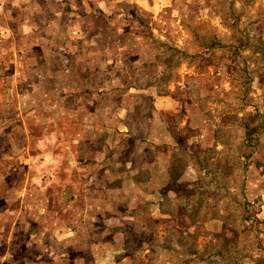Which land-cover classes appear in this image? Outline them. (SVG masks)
I'll list each match as a JSON object with an SVG mask.
<instances>
[{
  "label": "rangeland",
  "instance_id": "1",
  "mask_svg": "<svg viewBox=\"0 0 264 264\" xmlns=\"http://www.w3.org/2000/svg\"><path fill=\"white\" fill-rule=\"evenodd\" d=\"M81 1L69 0L71 12ZM117 1L130 15L124 29L132 39L102 40L111 53L98 51L96 65L114 57L122 74L115 85L99 63L108 81L103 94L88 93L99 74L84 55L75 56L71 72L51 76L48 63L64 67L67 54L42 47L65 50L69 39L31 34L32 18L45 26L59 17V0H0V195L9 182L12 196L11 212L0 197V264H264V0H164L169 9L154 15L137 11V0ZM123 47L141 54L124 56ZM36 59L49 65L46 72ZM132 62L139 64V91L171 97L176 111L154 120L153 97L133 94L123 115L114 90L131 73L123 64ZM52 82L74 89L53 110L58 134L45 103ZM195 106L212 129L197 139L183 128L172 134L184 126L185 107L190 115ZM99 112L121 134L96 130ZM10 138L27 142L28 152L24 144L10 146ZM84 161L94 175L88 182L81 179ZM61 177L72 178V190ZM115 254L118 262L108 259Z\"/></svg>",
  "mask_w": 264,
  "mask_h": 264
},
{
  "label": "crops",
  "instance_id": "2",
  "mask_svg": "<svg viewBox=\"0 0 264 264\" xmlns=\"http://www.w3.org/2000/svg\"><path fill=\"white\" fill-rule=\"evenodd\" d=\"M59 6L57 5V11L56 9H54V11L59 12L60 15L59 17L55 16V20H49L45 26H41L39 22H34L32 18L31 20V24L30 26H32V28L34 30V32H31V34H38L41 33L42 34V38L44 40H55V39H59L61 38V36H65V38L69 39V44L68 46L64 47L65 50H61L56 44H50L47 43L46 47H42L44 52H47L50 55H59L61 52L67 54L66 58L67 61H65V66L64 67H60L61 63L58 61V65L52 66L54 64V62H50L48 63L50 65V71H51V76L53 74V77L55 75V73L57 71H63V74L65 73V71H70L71 72V67L73 66L74 63V58L75 56H78L77 58H81L83 55L85 57L84 60V65L90 64V63H94L95 64V68L93 69V76L95 77L94 74H99L98 77V81L95 84L90 85L89 87V92L88 93H92V91L94 90H99L100 93L106 94L104 91L107 86V79L102 80V76L100 75V69L102 67H100L99 63H101L103 65V71L106 70V72L108 71L109 75H110V79H115L113 80V83L116 85V82L120 81V77H122V74H119L118 72L116 73V66H114V57L113 60L111 61V59L109 60V56L108 53L110 55V51H107V47H108V43L102 41V40H107L109 38L110 35V39H117V37H124L126 39V41H129L130 37L132 36L131 32H127L124 29V25H130L132 23L130 18V15L127 14H121L120 11V2H111V0H92L91 2H87V0H83L81 1L79 4L81 5V9L79 10V12H71V7H70V2L69 0H59ZM90 1V0H89ZM140 0L136 1V9L141 10V11H148L150 13L154 14H159L162 13L164 10L169 9V6L167 4H165L164 0H142V2H139ZM74 4V2H73ZM76 7H78V3H76ZM91 9V10H90ZM162 10V12H160L159 10ZM132 16V15H131ZM32 23H37V26L35 28V26L32 25ZM53 23L55 24V29L52 30V32H48V26H50V24ZM79 23H83L82 26V30H79L75 25H78ZM102 23L104 24V26L102 25ZM109 23H115L114 24H110ZM91 24H94L96 27L92 30L91 27L88 28L89 26H91ZM114 25V26H112ZM103 26V27H102ZM108 26H112L109 27ZM44 27H46V29H44ZM89 29V30H88ZM41 31V32H40ZM132 39V37H131ZM92 40V41H91ZM58 41V40H57ZM64 43V42H63ZM66 44V43H65ZM101 45H103V48H101ZM100 48V49H97ZM103 50L104 55L105 52L107 54V59H101V57L99 56L98 59L102 60L101 62H99L96 65V55L97 52ZM123 51H124V56L130 55V56H139L141 54V49L137 50V51H133L130 50L129 52L125 49V47H123ZM32 55H37L35 54V52L29 51ZM29 52L27 51V53L29 54ZM102 53V52H101ZM30 55V54H29ZM87 55H92L94 56V58H87ZM113 55H118L121 56L120 54H118V51H114ZM39 56V54L37 55V57ZM106 58V57H103ZM112 58V57H110ZM53 59V58H52ZM81 61H83V59H80ZM99 60V61H100ZM91 61V62H89ZM134 61H139V58H137ZM132 62L131 66H128L130 64H123L125 65L131 73H126V76H124V81H122V85H119L121 83V81L119 82V86L120 88L116 89L115 88V92H119L120 96H121V101H120V106L122 105V111L124 112L123 115H125L126 117H128L127 113H128V108L123 107V104H125V100L127 97H133V94H143L146 96H151L153 97V104L157 107V111L154 112L153 114V119L155 120V118H157L158 116H161V111L165 110V109H169L170 114L173 113L174 111H176V106L177 103L171 98V97H164V95L162 94H158L154 91L151 92H147V90H150L151 87H146L144 90H140L139 88H137L136 84L133 83L134 80V75L136 76L139 72V64L136 62ZM52 64V65H51ZM108 64V65H107ZM35 65L39 68V71L42 72H46V70L48 69V66L46 65V62L44 63H40L37 61L35 62ZM81 65V64H80ZM79 65V66H80ZM43 68H46L44 71ZM55 70V73H54ZM61 74L60 72L58 73V75ZM108 75V76H109ZM50 77V75H48V78ZM77 77H82V75L77 74ZM59 78V77H58ZM117 79V80H116ZM186 81V78H185ZM39 84V91H41L42 93H47L48 91H42L41 87H43V84H41V82H37V84ZM183 84V83H181ZM114 85V87H116ZM30 87V86H29ZM49 88L51 89V86L49 85ZM49 90V89H47ZM52 91H53V95L50 96L51 98L49 100H46L47 102H45L46 104H48V107H50L51 109V116L54 118V121L51 125V127L54 128V132L56 134L59 133V128L56 127L57 125V120L59 119L58 117V113L57 111H53L58 107L65 106L66 102H68L69 98H71L69 95L73 94L74 89L72 90H68L67 89H60L57 85H55L52 82ZM51 91V94H52ZM71 93V94H70ZM122 93V95H121ZM151 93V94H150ZM64 94V95H63ZM66 97V98H65ZM66 108V107H64ZM181 108V106H180ZM189 109L185 107V111H183L184 113V126H180L178 124V126H175L176 131L172 132V134H176L177 132V128L180 129H185L188 130L187 132H191L194 133V135L190 138V139H194V138H198V136L200 135L201 137L208 132L209 129H212V126L209 124V121H207L206 119H204V114L199 110V112L201 113V115L199 116L197 113V108L196 106L192 108L190 115H189ZM182 111L178 112V114H180ZM108 115V114H107ZM174 115V114H172ZM21 116L23 117V114H21ZM192 116V117H191ZM94 118V117H93ZM99 124H97V129L98 131H100V133H108L110 131H113L116 133V129H118V133H120L121 131H123L121 128H118L117 126H112L111 123H108V117L106 116V114L99 112ZM118 119V117H117ZM107 120V121H106ZM106 121V122H105ZM24 125V123H22ZM96 124V123H95ZM88 128H91L93 125L87 124ZM125 125H123L124 127ZM129 129H130V134L132 133V129H131V125L129 124ZM21 131H23L24 133L27 134V130L25 128V126H23L21 129ZM6 133V130H4ZM29 132V131H28ZM86 132V129L84 128V133ZM186 132V133H187ZM90 133L91 130H90ZM16 134V133H15ZM121 134V133H120ZM182 134V133H181ZM128 136V135H126ZM181 136V135H179ZM185 136V134H184ZM29 139V138H28ZM14 140V141H13ZM176 140V139H175ZM9 143H11L10 146L13 147H18L20 145V141L18 139L15 138H10ZM91 143V142H90ZM27 142L26 144H24L21 147V150H25L28 152L27 147ZM6 149V146L3 148ZM0 153L2 154V150L0 151ZM3 157L5 158L4 155V151H3ZM6 159V158H5ZM52 162L55 161H60L58 158L57 160H51ZM84 173H83V179L84 181L88 182L90 181V178H93L94 175L92 173H89L86 169V163L87 161H84ZM101 164V163H100ZM99 164V165H100ZM60 165V164H57ZM19 166L21 167V162L19 160ZM70 167V166H69ZM59 168V167H58ZM73 170L72 168H68V174L70 177L73 176V172L71 171ZM21 171V170H20ZM14 173V172H13ZM11 173V174H13ZM61 173V172H60ZM9 173L8 172H3V177H8ZM63 176V174H62ZM69 177V180H67L66 178H62L61 177V182L62 184L65 185V187H67L68 185H72V178ZM77 179V178H75ZM50 182H54L52 178L49 179ZM5 181V180H4ZM56 184V183H55ZM6 187V186H5ZM3 187L4 191L3 193H1L0 197H3L5 200V204L3 206L5 207L6 211L11 212L12 208V204H11V200H12V196H11V185L8 182L7 187L5 188ZM26 189V188H25ZM70 189L72 190L73 187L70 186ZM8 193V195H7ZM21 197V196H20ZM26 194L23 193L20 201L23 202V200L25 199ZM14 200V199H13ZM23 204H28V201L25 200V203ZM10 215V214H9ZM9 218V216H8ZM10 222H11V218H10ZM7 228V227H5ZM1 229V228H0ZM42 229V226H39V230ZM5 231V230H4ZM1 232V230H0ZM6 244L3 245V250L5 249ZM37 248V247H35ZM39 250H41L40 247H38ZM39 258V257H38ZM105 257L99 258L98 260L101 262L102 260H104ZM109 258H113L115 260V262H118L119 260V256L117 254L115 255H111L108 256ZM97 260V259H96ZM28 261V259L25 260L24 264H27L26 262ZM96 262V261H95ZM4 264H6L5 262H3ZM123 262L119 263L122 264ZM29 264H37V262H30Z\"/></svg>",
  "mask_w": 264,
  "mask_h": 264
}]
</instances>
